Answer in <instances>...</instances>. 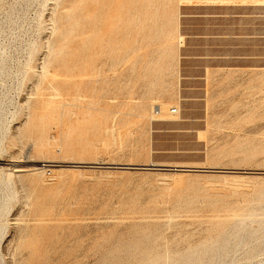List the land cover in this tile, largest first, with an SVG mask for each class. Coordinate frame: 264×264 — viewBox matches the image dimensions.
Wrapping results in <instances>:
<instances>
[{
	"label": "rangeland",
	"instance_id": "1",
	"mask_svg": "<svg viewBox=\"0 0 264 264\" xmlns=\"http://www.w3.org/2000/svg\"><path fill=\"white\" fill-rule=\"evenodd\" d=\"M66 1L0 0V208L9 223L0 264H97L104 252L136 240L138 231L155 223L154 251L179 252L208 234L211 219L250 208L261 213L264 194L244 195L259 186L264 191V0H184L178 7L176 0L170 19L160 11L163 0H154L150 8L160 9L146 18V46L131 56L120 41L114 46L121 55L113 50L111 65L98 62L99 73L76 77L79 84H62L54 95L47 91L44 98H67L77 106L75 116L65 115L50 129V139L59 141L54 149L37 151L35 133L17 135L29 108L43 99L28 70L41 68L55 32L49 16ZM122 31L116 38L125 39ZM90 47L82 57L94 52ZM100 116L109 126L94 131L89 120ZM15 165L26 171L15 172ZM188 181L228 195L236 209L203 200L176 208L180 184ZM36 202H43L46 219L37 220ZM235 231L228 226L226 232ZM253 240L250 248L240 245L212 264H264V230ZM40 242L46 245L39 248ZM236 242L231 238L228 249Z\"/></svg>",
	"mask_w": 264,
	"mask_h": 264
},
{
	"label": "bare ground",
	"instance_id": "2",
	"mask_svg": "<svg viewBox=\"0 0 264 264\" xmlns=\"http://www.w3.org/2000/svg\"><path fill=\"white\" fill-rule=\"evenodd\" d=\"M62 1H64V0H62ZM73 1H75V3H73ZM73 1L70 0V1H66L65 3L63 2L64 5L62 7V10H57L60 12H57L58 14L56 13L55 16L53 14L54 18H53V16H49V17H52L51 19H53V24H54V29H55L53 31H55V32L53 34H51L53 36L51 37V39L49 41H47L48 45H46V46L48 47L47 48L48 52H46L45 55L42 57L43 62L41 61L42 65H41L40 69L38 68L39 70H37L35 67L29 68V70H28L29 73L32 72L33 76H35V79H36V81H35V92L34 93L42 92L43 93V97H42L43 99L40 102V104H38L37 106H31L29 108L27 120L24 122L23 127L19 128V133L17 135L21 134L22 130H25L24 132L27 131L28 133H30V132L35 133L36 134L35 135L36 136L35 147H36L37 151H45L47 149L52 150V148L59 141L56 142V140H54L53 138H52L53 140L50 139V137H49L50 129L53 127V125L59 124V121H61V119L65 115L69 116L70 113H73V115H74L75 112L73 111L72 107L77 106V104L74 102H71V100L69 102H67V98L66 99L64 98L61 101L54 99L55 96L54 97L52 96V98L51 97L50 98H44L47 91H51V93L54 95V92L57 93L59 88L62 87V84L66 85L70 82H73L75 85H77L79 83L77 81L75 82L76 77H78L79 79H84L90 73H93V72L99 73L102 69V66L111 65L110 64V62H112L111 61V58H112L111 52L113 50L116 52H118V50L120 51V49L116 50V48L114 46L115 44L120 43V41H122V44H125V48H124V50L123 49L122 50L125 51V53L127 55L131 54L132 52L135 53L137 50L142 49L144 46H146V45L143 46V43L146 44V42L149 41V39L147 38V36L145 34L146 28H147L146 20L150 19L148 17L152 12H154L155 10L159 11L158 9H160L159 6H155L154 10H152L150 8V4L152 2L154 3L156 0L155 1L154 0H73ZM160 1H162V0H160ZM160 1H158V2H160ZM175 1L176 0H163V2H164L163 5L166 4V6L164 8H163V5L160 3V5H161L160 7L163 8V10L160 9V11L164 14L163 16L165 18L170 19V16L171 15L173 16L175 14L174 12H172L173 11L172 9H175L172 7V3H174ZM183 1L184 0H179L177 3H174V4L175 5L177 4L176 7H178L180 5V3H182ZM45 5H46V3H45ZM60 5L62 6V4H60ZM157 5H158V3H157ZM169 6H170V9L168 8ZM172 13H174V14H172ZM123 15H124V20H123ZM156 15H157V13H156ZM156 15H155V17H156ZM160 17H162V16H160ZM262 17H263V15H262ZM165 18L162 17L163 21H166V20H164ZM154 20L159 21L158 19L157 20L154 19ZM63 21L66 22V25L61 26ZM121 22L124 23L123 26L121 25V24H123ZM152 23H153V21H152ZM154 23H156V22H154ZM53 24H52V26H53ZM153 28H155V27H153ZM121 29L123 31L125 30V32H126V33H123V31H122V33L124 34L123 37L126 36L125 39L123 38L122 40L120 37L116 38L118 32L121 33L120 32ZM150 29H147V30H150ZM158 29H160V28H158ZM242 30H244V29H242ZM243 34H245V33H243ZM230 35H231V33H230ZM178 36H181V35L177 34V39L179 38ZM245 36H247V35H245ZM227 38H229V37H227ZM171 39H173V38H171ZM179 40L181 41V39H179ZM72 42H74V45ZM245 42H248V40L247 41L245 40ZM90 46H92L94 48V52L92 54H88L87 58H85L86 55H85V57H82L83 53L87 54L86 51H88L89 48H91ZM118 46H120V45H118ZM118 46H117V48H121ZM169 46H170V44H169ZM180 47H182V46H180ZM118 54H119V52H118ZM133 54H131V56ZM120 55L121 54H119V56ZM110 56H111V58H110ZM141 56H143V55H141ZM68 57H70V58L66 60V58H68ZM115 57H116V55H115ZM136 59H138V57ZM136 59H135V61H136ZM140 59H143V58L140 57ZM57 60H60V62L54 67L53 63L56 62ZM114 60H117V59H114ZM135 61L133 63H135ZM144 61L146 62V59ZM98 62H100L102 65L99 68H98V65H99ZM113 62H115V61H113ZM116 62H118V61H116ZM79 63H81V64L79 65ZM136 63H138V65H139L138 60ZM64 64L66 65L65 70L61 71V69H59V68H60V66H63ZM113 65L117 66L116 63L112 64V66ZM130 66L135 68V66H133L132 64ZM165 66L166 65L163 66L164 67V68H162L163 70L165 69ZM172 68H174V67H172ZM60 76H64V79H61ZM67 90H69V89H67ZM73 100H77V98L74 97ZM77 116H78V113H77ZM83 118H85V116ZM100 118H101V116L97 119L93 117L91 120H89V123L96 127V130L93 129L94 131H98L97 127H99L100 128L99 131H101L102 127H105L107 125L109 126L108 117L104 116L101 119ZM76 120H79V118L77 117ZM80 122H82V121H80ZM77 123L78 122L76 121V124ZM70 125H72V124L70 123ZM108 126L106 128H108ZM71 127H73V126H71ZM71 130H72V128H71ZM66 131H64V133ZM62 132H63V130H62ZM88 132H89V130H88ZM108 132H110V131H108ZM105 133H106V131H105ZM71 134H73V133H71ZM100 134L102 136V133H100ZM73 135H75V134H73ZM99 137H100V135L98 136V139L101 140V138H99ZM66 138H67V134H66ZM67 140H69V138ZM86 140L87 139H85V141ZM70 141H72V140H70ZM87 142H88V140H87ZM87 142L85 143V147H86V145H88ZM89 142L91 143L92 141H89ZM78 143H79V141H78ZM67 144H68V141H67ZM71 145H69V146L66 145V146H68L67 149H69V151H70L69 147ZM80 145H81V143H80ZM91 145H93V144H91ZM88 146H90V144ZM63 147H64V145H63ZM94 147H92V148L89 147V148L93 149ZM78 149H80V148H78ZM96 150H98V149H96ZM81 151H83V150H81ZM90 151H92V150H90ZM126 165H128V166H125L127 168H135V169L150 168V167H151L150 169H166L164 167H158V166H138L140 164H126ZM182 166L188 167L185 169H194L192 167H195L193 165H182ZM27 169H29V168H27ZM147 170H149V169H147ZM16 171L17 172H22V171L25 172L26 169L21 167V166H16L15 172ZM10 177H11V174H7V178L9 179V182H8L9 184H10ZM225 183H227V182H225ZM225 183H223V186ZM180 185H181L180 189L176 195V204H175L176 208H178V209L185 207L186 205H189L190 203H194V202L199 201V200L209 201L211 204H215L214 206L215 207L217 206L218 209L223 208L228 212L236 209L235 205H233L234 202L231 201V199L229 198L228 195L211 194V193L206 192L204 190L198 189L196 187V185L193 184V182H189V181L186 183H181ZM210 186H212V184ZM223 186H221V187H223ZM225 186L227 188L229 187L227 185H225ZM224 187L219 188V189L220 190L224 189ZM231 187H234V186L232 185ZM243 187H244V185H243ZM243 187L241 186V188H243ZM6 188H7L9 194L11 192L14 193L11 186L8 185ZM215 188H217V189H215L213 191L218 190V187L215 186ZM237 189L239 190L240 187L238 188V186H237ZM225 190H227V189H225ZM230 190H231V188H230ZM234 190H236V189H234ZM263 194H264L263 187L259 186V187H256L254 190H252V192L250 194L244 195V197H245V199H249L248 197H251V196L253 198L256 197L257 199H262ZM261 210H262V212L260 213L255 208H250V209L242 210L238 213H234V214L229 213V214H226L225 216L218 217L216 219H211L208 234L202 240H200L196 243L190 244L186 249H184L183 251H179V252H172L168 248L165 249L164 251H154V247L156 246V241H157L156 233L158 231V224L155 223V224H152V227L147 232H144L142 230L138 231L137 234L139 236L137 237L136 240L119 244L116 248L111 249L107 252H104L102 254V256L99 258L97 264H212L216 261L222 260V258L225 256H229L230 252L236 251L237 247H239L240 245L249 246V248L251 247V245L255 242L253 240V238L258 237V232L261 230H264V208H261ZM46 211H48V209ZM34 212L38 215L37 220L46 219L44 217H46V215L48 214V212H47V214L44 213L43 202H36L35 203ZM38 222H40V221H38ZM8 224H9L8 218L4 217V210H3V208H0V252L2 251L1 241L5 235L6 228H7ZM228 226L234 227V229L236 231L233 234H230V233L227 234L226 231H227ZM38 228H40V227H38ZM43 231H46V230H43ZM39 233H41V232L39 231ZM48 233H49V231H48ZM45 234H47V232L44 233V235ZM35 236H41V235H35ZM50 237L51 236H49V238ZM231 238L237 239L236 247L233 250L228 249V243L230 242ZM39 239H41V237ZM39 239H38V241H39ZM26 240H27V237H26ZM32 240L33 239H31L30 241H32ZM32 242L33 243H31V244L33 245L34 241H32ZM42 242L46 243V240L42 241ZM42 242H40V243H42ZM45 243H42L41 246H39V248L40 247L42 248V245H46ZM21 245L22 244L17 245L16 248L19 249L21 247ZM35 249H37V251H39V252H37L38 254L41 252L40 251L41 249L38 250V246ZM249 250L252 253V252H254L255 248L252 247ZM31 253H32V251H31ZM13 254L15 255L16 253H13ZM31 255L34 256V254H31ZM31 255H28V256H31ZM36 256H38V255H36ZM34 260L35 259H33V261ZM36 261H37V259H36ZM28 262L26 264H28ZM32 263H34V262H32ZM37 263H39V262H37ZM37 263H34V264H37Z\"/></svg>",
	"mask_w": 264,
	"mask_h": 264
},
{
	"label": "built area",
	"instance_id": "3",
	"mask_svg": "<svg viewBox=\"0 0 264 264\" xmlns=\"http://www.w3.org/2000/svg\"><path fill=\"white\" fill-rule=\"evenodd\" d=\"M172 112H178V109L176 107H173Z\"/></svg>",
	"mask_w": 264,
	"mask_h": 264
},
{
	"label": "water",
	"instance_id": "4",
	"mask_svg": "<svg viewBox=\"0 0 264 264\" xmlns=\"http://www.w3.org/2000/svg\"><path fill=\"white\" fill-rule=\"evenodd\" d=\"M151 168V167H150Z\"/></svg>",
	"mask_w": 264,
	"mask_h": 264
}]
</instances>
